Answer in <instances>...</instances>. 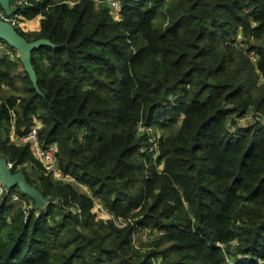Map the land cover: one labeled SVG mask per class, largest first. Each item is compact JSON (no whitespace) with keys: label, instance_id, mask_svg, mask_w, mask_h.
Listing matches in <instances>:
<instances>
[{"label":"trees","instance_id":"trees-1","mask_svg":"<svg viewBox=\"0 0 264 264\" xmlns=\"http://www.w3.org/2000/svg\"><path fill=\"white\" fill-rule=\"evenodd\" d=\"M63 1L19 8L15 32L51 44L30 51L34 86L0 55V155L56 201L2 194L0 264H264V125L235 122L264 114V0H118L117 21ZM15 81L25 97L2 95ZM8 108L17 133L36 117L59 169L127 223L34 176L26 145L7 139ZM137 124L165 131L154 161ZM137 230L147 251L132 247Z\"/></svg>","mask_w":264,"mask_h":264},{"label":"built area","instance_id":"built-area-1","mask_svg":"<svg viewBox=\"0 0 264 264\" xmlns=\"http://www.w3.org/2000/svg\"><path fill=\"white\" fill-rule=\"evenodd\" d=\"M30 0H9L8 7L14 12L10 14H5L3 10L0 9V22L10 25L13 29H17L20 23V12L19 8L27 6ZM68 7L73 6L76 3V0H64L63 1ZM92 4L96 7L103 5L107 8L108 13L112 20L117 21L120 19V5L118 0H91ZM5 54L10 58H17V52L9 48L3 41L0 40V55ZM8 113V132L7 139L14 146L26 145L28 153L30 154L31 160L36 163L43 171L44 175L53 183H71L76 186V188L84 193L87 197L91 199L92 204L94 205L96 211L105 218H108L116 227H123L127 223L122 218H115L111 215L101 203L90 197V192L87 190L86 186L74 181L70 175L63 173L56 162V152L57 146L54 142H42L38 139V129L40 127V121L36 117H32L31 123L27 127H20L19 132L15 131L14 127V110L13 108L7 109ZM248 113V112H247ZM245 113L243 116H240L235 119V122L239 125L260 123L264 125V114L254 112V114ZM153 128L151 125L144 126L137 124V130L143 134H149ZM158 138L156 135L153 139H146L150 146H144L140 149L143 152L152 153L151 159L154 161L158 156ZM153 149H152V148ZM147 154V153H146ZM161 163V161L159 162ZM158 163V164H159ZM6 167L11 168V164L6 162ZM160 169V165L158 167ZM5 192L2 185H0V201L1 195ZM49 204L56 203V201L49 199ZM9 202H22L19 196L14 193L10 196ZM23 203V202H22ZM30 205V204H29ZM26 206V209L29 207ZM34 207L38 209H43L44 207H37L34 204Z\"/></svg>","mask_w":264,"mask_h":264},{"label":"water","instance_id":"water-1","mask_svg":"<svg viewBox=\"0 0 264 264\" xmlns=\"http://www.w3.org/2000/svg\"><path fill=\"white\" fill-rule=\"evenodd\" d=\"M8 4L9 0H0V9L5 14L14 12L9 9ZM0 40L17 52V58L34 86V74L29 61L30 51L39 46H50L51 44L42 38L26 41L10 25L3 22H0ZM6 162V159L0 155V185L3 186L5 192L15 187L18 192L31 199L37 207H46L49 204V200L46 197H42L33 186L27 183L21 172H12L10 168H7Z\"/></svg>","mask_w":264,"mask_h":264},{"label":"rangeland","instance_id":"rangeland-1","mask_svg":"<svg viewBox=\"0 0 264 264\" xmlns=\"http://www.w3.org/2000/svg\"><path fill=\"white\" fill-rule=\"evenodd\" d=\"M238 37H239V35H238ZM14 85H15V87L17 88V91L16 92H11L10 91V89L9 88H3L4 90H3V92H2V95H9L10 93H12V94H14V95H16V96H18V97H25V94H23L20 90H21V87H20V84L18 83V82H14ZM247 114H254V112H253V110L252 109H250L249 110V112L247 113ZM33 116H30V121L33 119L32 118ZM175 126H176V124H174L172 127H171V129H174L175 128ZM153 128H151V131H150V133L149 134H145L146 135V139H153V138H155V136L156 135H158L159 136V134H161V133H165V131L164 130H161V129H159V128H157V127H155V126H152ZM146 143H147V145L146 146H150L149 144H148V141H146ZM152 148V147H151ZM153 149V148H152ZM147 154H149L150 155V157H151V155H152V153H150V152H146ZM29 156H30V154H29ZM34 164H36V163H34ZM159 165H160V167H161V163H157L156 164V168L158 169V167H159ZM33 171L35 172L34 173V176H40V177H46V175H44V173H43V171H42V169L40 168V167H38V166H34L33 167ZM1 197H2V195H1ZM18 205H21V207H23V206H25V203H22V202H20V203H16V204H14V208L15 207H17ZM13 208V209H14ZM137 209H135V211L134 212H137L136 211ZM10 212H12V211H10ZM99 217V216H98ZM126 219H130V217L129 218H126ZM130 220H132V219H130ZM138 231V230H137ZM140 234H142V230H140V231H138L136 234L134 233V236L132 237V247L133 248H136V249H139V250H141V251H147V245L149 244L148 242H146L145 240L144 241H140ZM256 261H257V263H258V260H257V258L255 259Z\"/></svg>","mask_w":264,"mask_h":264}]
</instances>
